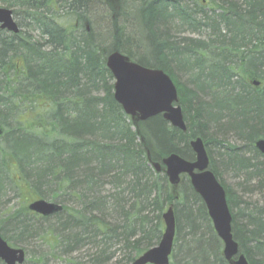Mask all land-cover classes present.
I'll return each instance as SVG.
<instances>
[{"label": "trees", "instance_id": "16d2710c", "mask_svg": "<svg viewBox=\"0 0 264 264\" xmlns=\"http://www.w3.org/2000/svg\"><path fill=\"white\" fill-rule=\"evenodd\" d=\"M70 1L86 10L97 9V0ZM70 1L0 0V7L12 10L17 23L32 18L41 22L43 32V41L36 42L26 39L25 28L19 35L0 32V126L4 130L0 138V195L5 181L17 192L28 189L37 199L63 206L62 212L50 218L35 215L40 222L36 225L29 210L25 215L2 211L0 235L16 247L21 236L47 229L34 235L53 250L61 249L62 255L69 256L85 244L96 247L97 257L91 264H108L107 246L114 240L115 247L123 244V249L130 251L127 263L131 264L158 245L164 229L162 214L173 206L176 240L171 264H228L201 198L189 180H183L179 190L173 189L162 159L177 154L193 161L189 141L201 138L208 147L206 133L211 126L220 139L225 141L227 133L233 132L245 144L238 148L216 141L220 148L224 145L229 168L251 171L249 179L264 186V168L252 164L264 158L254 147L264 139V71L259 69V63H264V0H210V5L189 0L196 8L209 6L212 17L205 13L206 27L221 33V23L224 34L214 33L218 40L208 43L186 40L202 73L211 75L208 78L199 72L195 88L178 91L186 132L170 127L161 115L145 122H128L113 99V77L106 68L109 53L118 51L140 66L168 74L166 67L176 63L181 46H186L185 41H173L167 21L172 15L168 8L178 6L180 0L130 3L142 36L140 42L129 38V46L125 43L128 34L115 17L111 21L114 32L104 35L84 25L69 28L61 23L59 14ZM192 22L198 28L203 24ZM20 58L23 65L16 70L14 62ZM252 80L260 86L254 87ZM94 90H101L103 96L93 98L89 93ZM34 113L35 119L42 121L38 131L30 121L33 117L23 118ZM244 149L255 157L247 158ZM156 164L161 166L160 172H156ZM210 170L219 179L214 161ZM125 188L132 200L129 208ZM104 190L110 195L104 197ZM226 194L232 234L240 252L249 264H264V258L254 260L255 250L264 254V210L247 214L249 221L243 226L242 212L232 213L235 202L227 190ZM108 213L123 225L108 222ZM49 221L55 226L41 228ZM48 235L53 237L51 242H46Z\"/></svg>", "mask_w": 264, "mask_h": 264}, {"label": "water", "instance_id": "95a60500", "mask_svg": "<svg viewBox=\"0 0 264 264\" xmlns=\"http://www.w3.org/2000/svg\"><path fill=\"white\" fill-rule=\"evenodd\" d=\"M0 30L18 34L19 29L12 10L0 8ZM106 66L115 80L114 100L126 115L136 117L142 122L162 115L173 128L186 132L181 108L173 107L178 101V95L168 75L132 63L119 52L111 53L107 57ZM252 84L259 86L255 81ZM2 134L3 129L0 126V137ZM254 146L264 156V139L258 140ZM190 147L195 154L194 162H189L177 154L163 159L169 184L177 187L181 182V176H188L194 192L206 206L217 237L223 243L225 260L230 264H249L244 255H239V247L232 234V216L229 212L226 192L209 170V158L203 141L200 138L193 140ZM155 168L157 172L160 171V165H155ZM28 209L43 217H50L60 213L63 207L56 203L38 200L31 203ZM162 218L165 229L159 245L146 251L132 264L170 263L176 235L173 206L168 208ZM0 261L4 264H24L26 252L9 246L0 236Z\"/></svg>", "mask_w": 264, "mask_h": 264}, {"label": "rangeland", "instance_id": "374dc122", "mask_svg": "<svg viewBox=\"0 0 264 264\" xmlns=\"http://www.w3.org/2000/svg\"><path fill=\"white\" fill-rule=\"evenodd\" d=\"M127 1H128V4L125 5L124 0H97V9H95L93 12H91V14L88 15L89 25H85L82 22L81 24L77 23V26L80 25V27H82L84 24L85 28L87 27V30H90L93 28L92 29L93 31L104 35L106 32H110V31L114 32V28L112 26L111 21L115 17L116 21H118L119 23V27L121 29L122 27L124 28L125 34H128V32L129 34L132 33L134 35L133 36L134 41L136 40L139 42L138 35L142 36V32H141L142 30H141V27L135 26L136 24L135 19L136 20L139 19L138 15H135V12L133 11L129 19L130 22H133V25L135 26L133 28L134 32L131 31V28H129L128 22L124 23V17L131 13L130 3L135 2L134 0H127ZM201 1H203L204 4L210 5L209 3L210 0H201ZM108 4H112V6H109ZM198 8H199L198 10H201L202 12L207 13L206 15L208 16V18L210 16L212 17L209 6L205 7L204 9L202 7H198ZM196 9L197 8L194 9L193 7V10H196ZM22 22L24 23L25 21H22ZM168 22H169V27H170L169 31H170L171 37L174 39L176 37L179 40V42L183 41L184 39L201 40L203 42H208L210 41V39H213L212 33H211L212 30L211 31L208 30V28L210 27L205 28L206 21H203V24H202L203 26L200 27L199 28L200 31L196 33L192 32L193 27L188 28L184 25L182 27L177 17L171 19V21H168ZM80 32H81V28L79 30V33ZM79 33H76V35ZM189 50H190V47L188 48V51ZM208 55L210 56V53ZM189 62H190L189 60H184L185 64H188ZM14 64L17 70L19 66L23 65V59L21 58L17 59L14 62ZM174 66L175 65L172 64L173 68ZM172 67L170 66L169 68L170 71L168 70L169 77L173 76V78L174 77L177 78L179 82L181 81V83L187 84L188 86H192L190 84V80L192 78L191 74L188 75L185 72H175L174 70L172 72V69H171ZM259 69L261 71H264V64L260 66ZM175 78L174 80L171 78L172 82L174 86L176 87V89L178 91H181L179 90L180 86L178 85L177 82H175ZM113 84H114V81H113ZM95 95H97V97L103 96V93L100 91V92H97ZM113 95H114V92H113ZM36 116H37L36 113L29 115V116H23V118H29V119L33 117L30 121L33 122L34 124V127H35L34 131H38L37 126L39 124H42V121H40L39 119H35ZM223 119H224V116H223ZM131 121L132 120L129 118L128 122H131ZM169 126L171 127L170 124ZM219 137H221V135L215 133L212 127L209 126L208 132L206 133V138L210 140V145L206 147V150H207V155L210 159V163L211 161H214L219 171L218 182L224 189H226L229 192V194H231V196L234 199L235 203L231 205L233 207L232 213L239 215L242 212V214L244 215L246 211L254 212L255 210H259V209L264 210V186H261L260 184H258L260 183V181L256 179L250 180L249 179L250 177H247V175L244 174L245 172L240 173L238 171L236 172L230 169L229 166L227 165L226 158L224 157V149H223L224 145L223 147L220 148L218 146L220 143H216V141L218 142L221 141L225 145L235 146L238 148L244 147L245 144H243L242 141L237 139V136L233 132L227 133L225 141H224V137H222L221 139ZM203 143L205 144L204 141ZM248 152L249 150H247L246 152L247 158L252 159L255 157L253 152H250V153ZM254 162H261L262 164H264V158H259V161L254 160L252 161V164H255ZM13 166L14 165L12 164L11 165L12 171H13L12 169ZM261 169H263V167ZM15 179H17V177H15ZM183 180H187V179L184 177ZM5 184L6 183L4 181L3 182V192L0 195V212L2 211L10 212L11 210H13L14 212H20L21 214L25 215L26 212L28 211V205L31 202L33 203L39 200L37 199L38 195L35 192H32L28 189L26 190L24 189L22 192H19V191L17 192V190H14L11 185L9 184L5 185ZM126 188L123 191H125V197H127L126 199L127 208H129L130 207L129 205L132 204L131 202L132 200L127 194ZM106 189H110V185L107 186ZM175 190H179V187H177ZM44 191L46 192L47 189H44ZM102 195L104 197H107L110 194L108 193V191L106 192L104 190ZM45 201L53 202L49 200H45ZM72 202L75 203L74 201ZM30 217L34 222L40 223L35 218L36 216L34 214L33 215L31 214ZM64 217L65 216H63L62 218L64 219ZM240 218L242 219L241 221L243 220L247 221L246 217L243 218L242 215H240ZM106 220L115 225H120V226L123 225V221L116 218V216L111 215V213L106 214ZM209 223L211 224L212 230L214 231L210 218H209ZM55 224L56 223L54 221H49L46 225H43V226L46 228L49 226H55ZM46 230L47 229H44L43 231H46ZM209 238H210L209 236L205 237V239H209ZM45 239H46V242H51L53 240V237H50L48 235ZM114 242L115 241L112 240L107 246L108 249H107L106 257L109 259L108 264H128L127 258H129V256H132V254L130 253V251H126V249H123V244H119L115 247L116 244ZM8 244L12 247H15L13 246V243L9 242ZM156 246H153V247H156ZM251 246L254 248V243H251ZM15 248L24 249L25 251H27V261L25 264H66V263H70V261H74L78 264H91L94 258L97 257V252H98L97 248L94 247L93 245L85 244L84 246L76 247L75 248L76 250L70 253L69 256L62 255L60 254L61 249L53 250L48 244L41 242V239L39 238L27 239L24 242H21V244H19L18 246L16 245ZM222 249H223V246H222ZM221 255H222V252H221ZM263 258H264L263 253H261L259 250L254 251V260L256 262H259Z\"/></svg>", "mask_w": 264, "mask_h": 264}, {"label": "bare ground", "instance_id": "6f19581e", "mask_svg": "<svg viewBox=\"0 0 264 264\" xmlns=\"http://www.w3.org/2000/svg\"><path fill=\"white\" fill-rule=\"evenodd\" d=\"M68 1H70V0H68ZM71 3H66L63 7V9L61 10V12H60V14L59 15H61L60 16V18H59V21L61 22V23H66V26H68L69 28H72V27H74V26H77V23L78 24H81L82 22L85 24V25H89V18H88V15L89 14H91V12H93L95 9H93V10H86V9H83V7H82V5H80V4H74V3H72V1H70ZM70 5V6H69ZM194 7V9L196 8L195 6H194V4L193 3H191V1H189V0H180L179 1V5L177 6H175V7H170V8H168V10H167V13H169V14H172L170 17H169V19L167 20V21H171V19H173V18H178L179 19V22H180V25L183 27V25L184 26H186V27H193V33H196V32H198V31H200V27H202L203 25L201 24L200 25V27L198 28V26H196L193 22H192V20H195L196 22H200V23H203V21H208L206 18H205V13H201L202 11L201 10H199V11H201V12H196V11H198V8L196 9V10H193V7ZM134 11V10H133ZM133 11H131V13L128 15L129 16V18H127L126 20H125V22L124 23H126V22H128V24H129V26H130V28H131V23L129 22L130 20V16H131V14H132V12ZM89 12V13H88ZM135 12V11H134ZM180 12L183 14V15H180ZM185 12V13H184ZM40 13V12H39ZM86 13H88V14H86ZM211 13V12H210ZM221 13V10H218L217 11V14H220ZM207 14V13H206ZM14 15V14H13ZM135 15H137L136 14V12H135ZM207 16V15H206ZM208 17V16H207ZM211 17V16H210ZM135 21H136V24H135V26L136 27H140V21H139V19L138 20H136L135 19ZM21 25H20V24ZM19 23H17V26H18V29H19V32H18V34H14L13 32H5L6 34H8V35H19L21 32H22V30H24V28H25V34H26V39L27 40H29V41H31V42H36V41H43L42 40V34H43V32H42V30H41V28H40V26H41V22L39 21V22H36V21H34L32 18H31V20H27L26 19V21L23 23L22 21H20ZM68 23V24H67ZM169 23V22H168ZM83 24V25H84ZM219 24V25H218ZM217 25H218V30L221 32V33H218L214 28H208V26L207 27H205V28H208V30L209 31H211V33H212V38L214 39V40H218L217 38H215L214 36H213V34L214 33H216L217 32V34H224V27L222 26V25H220L221 23H218ZM26 25V26H25ZM166 25H168L167 23H166ZM169 26V25H168ZM206 26V25H205ZM214 29V30H213ZM132 30V29H131ZM195 31V32H194ZM170 32V31H169ZM139 37L140 36H138V39H139ZM129 38H132L133 39V34L132 33H130L129 34V32H128V37H127V42H125L126 44H127V46H129ZM213 39H210V40H213ZM186 40H188V39H184L183 41H181V42H184L185 41V44H186V42H188V41H186ZM213 40V41H214ZM126 41V40H125ZM173 41H175V43L177 44V43H179V40L175 37V39L173 40ZM197 41H201V40H197ZM139 42H140V39H139ZM201 42H203V41H201ZM209 42V41H208ZM208 42H205V43H208ZM107 45H109V44H107ZM106 45V46H107ZM189 47H191L190 45H187L186 44V46H181V57H179V59H177L176 60V63L173 61L172 62V64H174L175 66H174V68L172 67V64L170 65L172 68V72H173V70L175 71V72H185V73H187L188 75L189 74H191L192 75V78H191V80H190V84L192 85V86H188L187 84H184V83H181V81L179 82V80H177V78H175V81L178 83V85L180 86V89L182 90V92H186V91H191L193 88H195L194 87V81L196 80L195 79V77L198 75V73L200 72V74H203L204 76H207L208 78H210L211 77V75H209V74H205L204 72L202 73V69L199 67V65L197 64V62H196V60H195V57H194V54H190L189 53V51H188V48ZM49 49H46V51H48ZM33 52V51H32ZM7 54V56H8V53H6ZM211 54V53H210ZM212 55V54H211ZM213 57H215V56H212V58ZM53 60H58V59H56V58H54ZM184 60H189L190 62L188 63V64H185L184 63ZM260 64V66H262L264 63H259ZM170 66H168V67H166V69L167 70H169V68H170ZM170 71V70H169ZM168 75V74H167ZM175 75V74H174ZM169 76V75H168ZM176 76V75H175ZM177 77V76H176ZM200 80H201V82L203 81L202 80V76L200 75ZM86 83H88V82H86ZM239 88V87H238ZM101 90H94L93 92H90L89 94H90V96H92L93 98H97V95H95L97 92H100ZM205 102V101H204ZM113 119H111V121H112ZM193 140V139H192ZM192 140H190L189 141V149H190V151L193 153V151H192V149H191V147H190V143L192 142ZM246 152H247V150L245 149L244 150V153L246 154ZM248 153H250V150H249V152ZM227 159V158H226ZM228 161H229V159H227ZM227 160H226V162H227ZM258 161H259V159H257ZM230 162V161H229ZM255 163V166L256 167H258V168H264V164H262L261 162H254ZM240 173L241 172H245L244 174H246L247 175V177H249L250 176V174H251V171H246L245 169H242V170H240L239 171ZM252 180V179H251ZM230 212V211H229ZM247 214H250V211H247V212H245V214L243 215V218L244 217H246V215ZM249 221V220H248ZM248 221H242L244 224H243V226H246L247 224L246 223H248ZM33 224H38V223H36V222H33ZM43 225H46V224H42L41 225V228L42 227H44ZM45 228V227H44ZM38 231V233L39 234H41L42 233V231H43V228H42V231L40 232V230H37L36 229V232ZM36 232H34L32 235H30V236H28V237H26V235H23V236H21L20 237V242H24L25 240H27V239H36L37 238V236H35L34 234L36 233ZM19 235V234H18ZM27 253V252H26Z\"/></svg>", "mask_w": 264, "mask_h": 264}, {"label": "flooded vegetation", "instance_id": "af4514ba", "mask_svg": "<svg viewBox=\"0 0 264 264\" xmlns=\"http://www.w3.org/2000/svg\"><path fill=\"white\" fill-rule=\"evenodd\" d=\"M0 32H2V31H0Z\"/></svg>", "mask_w": 264, "mask_h": 264}]
</instances>
